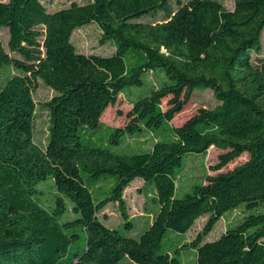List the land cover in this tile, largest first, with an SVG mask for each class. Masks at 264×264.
Masks as SVG:
<instances>
[{
	"label": "trees",
	"instance_id": "trees-1",
	"mask_svg": "<svg viewBox=\"0 0 264 264\" xmlns=\"http://www.w3.org/2000/svg\"><path fill=\"white\" fill-rule=\"evenodd\" d=\"M91 23L111 54L76 49L73 31ZM2 28L0 264H184L188 254L191 264H264V56L253 59L264 0H234L232 9L218 0H87L53 11L7 0ZM38 80L54 92L40 105L60 147L53 154L34 140ZM205 90L214 105L173 125ZM120 94L126 120L107 125L100 117ZM212 147L222 151L212 170L248 159L183 181L188 157ZM135 178L156 208L137 236L124 200ZM110 203L117 227L98 215Z\"/></svg>",
	"mask_w": 264,
	"mask_h": 264
},
{
	"label": "rangeland",
	"instance_id": "rangeland-1",
	"mask_svg": "<svg viewBox=\"0 0 264 264\" xmlns=\"http://www.w3.org/2000/svg\"><path fill=\"white\" fill-rule=\"evenodd\" d=\"M7 0H0V2H6ZM75 1L78 3H84L87 0H40V2L46 7L48 11H53L61 7L67 6L70 2ZM227 9H232L234 0H218ZM100 30L95 23L83 26L76 29L72 33L71 40L79 52L85 54H99L109 55L113 52L114 47L110 42L101 43L99 41ZM0 41L3 46L7 47L8 31L5 28L0 29ZM262 49L259 54H253V59L256 56H264V30L261 35ZM255 61V60H254ZM54 92L46 84L38 80V86L33 91V99L36 102V118L34 122V140L40 148L50 153H57L60 151V147L50 141L49 129H48V115L47 111L40 105L45 101L49 100ZM215 100L212 96V92L209 90L195 92L193 98L186 104L185 109L176 115L172 120L173 125H179L188 116L193 114L196 109L200 106L210 107L214 105ZM165 104L163 100L162 105ZM130 108L128 97L126 95H119L114 105L108 106L100 121L110 126H122L125 122L124 114ZM68 131V130H67ZM222 151L210 148L204 157L201 156H189L187 159L186 167L184 170L183 181H188L190 177L201 176L204 173L213 175L218 172H224L232 169L234 166L244 162L248 159V154L243 153L236 159L230 161L227 165L219 170H212L210 167L215 165L218 161V155ZM143 182L139 178H135L130 185L124 191V200L127 207L128 215L134 220L135 228L130 234L137 236L142 229L148 225L155 213V205L150 198L145 197L142 193ZM45 197L51 198L52 191L47 188ZM99 217L109 227H117L122 223L121 215L118 210L117 204L110 203L102 211L99 212ZM238 215L237 211H234L228 217L219 219L213 231L206 237L207 240L218 237L225 229L228 221H231L235 216ZM205 221V217H201L195 221L193 227L185 234L187 241L192 240L195 235L200 231L202 224ZM192 263V254H188L184 264Z\"/></svg>",
	"mask_w": 264,
	"mask_h": 264
}]
</instances>
